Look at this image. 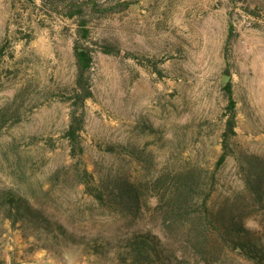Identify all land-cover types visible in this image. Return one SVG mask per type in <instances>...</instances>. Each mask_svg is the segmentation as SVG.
Returning <instances> with one entry per match:
<instances>
[{"label":"rangeland","instance_id":"obj_1","mask_svg":"<svg viewBox=\"0 0 264 264\" xmlns=\"http://www.w3.org/2000/svg\"><path fill=\"white\" fill-rule=\"evenodd\" d=\"M74 1L0 0V264H121L129 237L144 232L164 238L157 264H257L211 237L197 245V227L167 223L158 198L138 217L101 207L77 177L79 160L63 135L84 20L94 61L80 166L97 180L142 183L144 201L176 173L194 171L208 190L229 82L238 110L233 147L264 159V0H76L83 15L70 18ZM216 186L213 213L233 215L264 243V185L262 197L247 191L230 157ZM10 192L26 206L5 202Z\"/></svg>","mask_w":264,"mask_h":264},{"label":"trees","instance_id":"obj_2","mask_svg":"<svg viewBox=\"0 0 264 264\" xmlns=\"http://www.w3.org/2000/svg\"><path fill=\"white\" fill-rule=\"evenodd\" d=\"M75 1L69 4L71 11H69L68 16L70 18L82 17L83 15L84 3H76ZM79 34L80 36L75 39L73 46L77 66L75 85L71 95L66 98V101L70 104L69 124L63 136L68 142L71 156L79 160L77 177L85 186V192L106 210L134 217H138L143 207L149 206L150 197L158 198V206L163 208L167 214V223L168 221H176L184 227L188 226V224L197 227L196 235L193 238L197 245L204 246V241L211 237L218 243L225 242L232 250L237 251L247 259L257 264H264V243L262 240L257 239L254 233L244 225L237 224L233 215L230 218H225L222 217L220 211L214 214L209 205L213 192L217 189V173L230 157H234L238 167L241 169V176L246 190L252 194L256 193L260 197L263 196L264 159L255 154L237 152L233 147L234 138L237 136L238 110L232 83L229 82L223 86L226 106L224 111L225 129L221 135L222 152L209 178V189H202L201 176L194 171L176 173L172 177L170 187L165 192L161 193L158 188L153 187L154 189L149 191L150 194L143 201V196L148 189H143L142 183L137 184L120 179H116L114 182L100 181L86 167L80 166L82 155L85 151L83 131L86 124V104L93 96L91 71L94 61L92 48L87 42L89 29L84 20L79 23ZM234 34L235 27L231 23L229 26V39L225 47L227 60L229 59L230 44ZM5 48L6 43L0 49V54ZM105 52L114 53L117 51L113 48L105 49ZM226 72L230 74L229 67ZM108 150L131 154V149L127 145H119L118 147L109 145ZM161 180L164 182L162 178L159 179V181ZM204 192L205 196L202 197V202L198 204L196 199ZM3 200L12 204L10 206H26L25 203L13 196L11 192L5 193ZM163 239L151 232L133 234L126 243L128 250L121 255L120 263L157 264L165 261L163 259V256L165 257ZM166 258L169 260L171 258L178 259L179 256L175 253L166 255Z\"/></svg>","mask_w":264,"mask_h":264},{"label":"water","instance_id":"obj_3","mask_svg":"<svg viewBox=\"0 0 264 264\" xmlns=\"http://www.w3.org/2000/svg\"><path fill=\"white\" fill-rule=\"evenodd\" d=\"M228 80H229V76H228V75H225V76L223 77V82H224V83H227Z\"/></svg>","mask_w":264,"mask_h":264}]
</instances>
